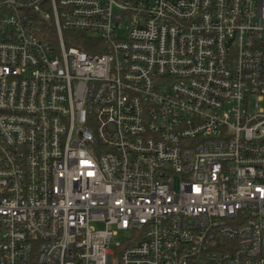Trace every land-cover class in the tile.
Returning a JSON list of instances; mask_svg holds the SVG:
<instances>
[{"label": "built area", "instance_id": "2783aa9c", "mask_svg": "<svg viewBox=\"0 0 264 264\" xmlns=\"http://www.w3.org/2000/svg\"><path fill=\"white\" fill-rule=\"evenodd\" d=\"M260 102L264 0H0V264H264Z\"/></svg>", "mask_w": 264, "mask_h": 264}, {"label": "rangeland", "instance_id": "374dc122", "mask_svg": "<svg viewBox=\"0 0 264 264\" xmlns=\"http://www.w3.org/2000/svg\"><path fill=\"white\" fill-rule=\"evenodd\" d=\"M259 105L264 108V102H260ZM92 226L95 229H100L102 227L101 224H97V223L96 224H92ZM123 239H124V237H121L120 235L114 237V241L115 242H121L122 243L123 242Z\"/></svg>", "mask_w": 264, "mask_h": 264}]
</instances>
